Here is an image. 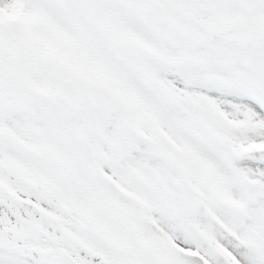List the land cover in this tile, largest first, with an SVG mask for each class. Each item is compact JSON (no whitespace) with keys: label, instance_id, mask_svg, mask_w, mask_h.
I'll use <instances>...</instances> for the list:
<instances>
[{"label":"snow or ice","instance_id":"snow-or-ice-1","mask_svg":"<svg viewBox=\"0 0 264 264\" xmlns=\"http://www.w3.org/2000/svg\"><path fill=\"white\" fill-rule=\"evenodd\" d=\"M0 264H264V0H0Z\"/></svg>","mask_w":264,"mask_h":264}]
</instances>
